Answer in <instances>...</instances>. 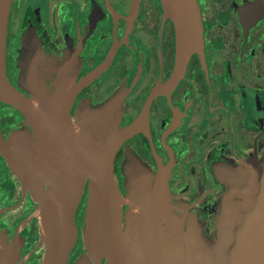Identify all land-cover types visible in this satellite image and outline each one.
<instances>
[{"label":"flooded vegetation","instance_id":"1","mask_svg":"<svg viewBox=\"0 0 264 264\" xmlns=\"http://www.w3.org/2000/svg\"><path fill=\"white\" fill-rule=\"evenodd\" d=\"M197 1L204 45L191 54L177 82L169 84L177 63V27L165 15L162 0H12L6 74L45 117L24 78L33 50L40 54L51 94L60 77L66 75L69 93L104 66L75 93L71 121L77 123L84 107L97 108L119 92L120 128L138 124L115 158L122 194L130 158L149 171L153 183L163 171L174 214L186 227L196 221L214 240L226 191L217 175L220 168L264 166V0ZM61 129L54 140L60 135L62 145L66 131ZM37 133L21 109L0 99V254L9 252L14 264H42L46 250L41 203L13 171L6 153L17 136L40 144ZM36 156L45 173L71 179L52 167L46 153ZM89 183L80 182L78 237L67 264L86 252ZM44 188L50 190V184Z\"/></svg>","mask_w":264,"mask_h":264},{"label":"water","instance_id":"2","mask_svg":"<svg viewBox=\"0 0 264 264\" xmlns=\"http://www.w3.org/2000/svg\"><path fill=\"white\" fill-rule=\"evenodd\" d=\"M11 2L0 0V99L27 115L40 131L41 143L17 136L6 153L13 171L41 203V243L46 246L42 264L68 263L78 237L75 213L83 190L80 182L84 180L90 182L84 229L86 252L75 264H102L104 259L106 264H264V166L253 162L245 168H220L217 175L226 191L214 240L204 235L196 221L186 227L174 214L168 176L163 171L153 183L149 171L130 158L123 195L115 176V158L138 124L120 128L121 94H114L97 108L84 107L74 126L70 110L75 93L95 80L104 66L83 78L69 93L66 75L60 77L51 94L40 54L33 50L24 78L43 105V117L7 78L5 45ZM162 2L165 15L175 21L178 36L171 84L184 74L191 54L203 47V25L197 0ZM61 128L66 131L62 145ZM56 131L60 132L57 141ZM39 152L48 155L52 167L77 180L45 173L38 164ZM45 182L50 184L48 191ZM125 197L132 204L126 203ZM124 206H129L126 212ZM132 207L139 210L137 217L130 213ZM0 264H14L12 255L0 254Z\"/></svg>","mask_w":264,"mask_h":264},{"label":"bare ground","instance_id":"3","mask_svg":"<svg viewBox=\"0 0 264 264\" xmlns=\"http://www.w3.org/2000/svg\"><path fill=\"white\" fill-rule=\"evenodd\" d=\"M74 125H75V124H74ZM70 178H71V179H77V177H70ZM124 201H125L126 203L132 204V200L129 199V198H127V197L124 198ZM130 213H131L133 216L137 217V216L139 215V210L136 209V208H134V207H132V208H130Z\"/></svg>","mask_w":264,"mask_h":264}]
</instances>
